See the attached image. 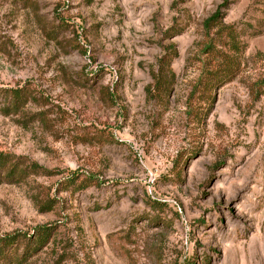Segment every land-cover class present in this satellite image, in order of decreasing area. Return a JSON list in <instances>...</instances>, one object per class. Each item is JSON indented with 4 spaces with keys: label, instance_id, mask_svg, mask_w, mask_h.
Here are the masks:
<instances>
[{
    "label": "rangeland",
    "instance_id": "rangeland-1",
    "mask_svg": "<svg viewBox=\"0 0 264 264\" xmlns=\"http://www.w3.org/2000/svg\"><path fill=\"white\" fill-rule=\"evenodd\" d=\"M0 155L10 264H264V0H0Z\"/></svg>",
    "mask_w": 264,
    "mask_h": 264
},
{
    "label": "trees",
    "instance_id": "trees-1",
    "mask_svg": "<svg viewBox=\"0 0 264 264\" xmlns=\"http://www.w3.org/2000/svg\"><path fill=\"white\" fill-rule=\"evenodd\" d=\"M221 18H222V13L217 9L203 21L202 27L208 39L207 45L205 46L206 50H213L215 47L212 43L213 39L210 38V31L214 27H217V31L216 33L211 34V37L216 36L217 38H221V36L225 34V30L230 31L232 29L231 27L220 26ZM221 32H224V34L222 35ZM226 34H227V38H229V36L231 35L230 32ZM217 53L218 51H215L214 54L212 53L210 54L211 62L209 63V71H207L208 75L212 76V78L206 79V82L208 84L209 82L213 83L212 85L209 84V87H211L212 89L217 88L219 86V83L223 82L225 78H229L233 76L237 68V62L234 60L233 57L228 56L226 54L221 55ZM219 75L223 78L221 82H219L220 80ZM207 83H205V85ZM208 84L206 85V87L208 86ZM5 158H6L5 156L0 155V167L4 166ZM51 230H52L51 227H46V226H40V227L35 228V230L30 236L24 238L25 239V242H24L25 250L23 254L20 255L15 262L19 263L21 261H24L27 253H29V248H31V251L35 253L36 251L40 250L43 246H45V244L48 241ZM15 240H16V236L14 235L13 236H3L0 238V263L1 264H5L4 262H6L7 259H9V261L6 264H10V261L11 262L13 261L14 255H11V253H9V251L7 250L11 246H13V243L15 242ZM14 253L15 251H13L12 254Z\"/></svg>",
    "mask_w": 264,
    "mask_h": 264
}]
</instances>
